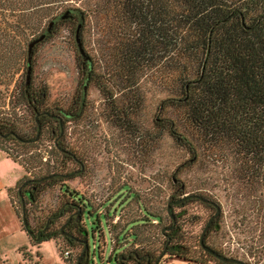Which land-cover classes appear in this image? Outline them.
<instances>
[{"label":"rangeland","instance_id":"374dc122","mask_svg":"<svg viewBox=\"0 0 264 264\" xmlns=\"http://www.w3.org/2000/svg\"><path fill=\"white\" fill-rule=\"evenodd\" d=\"M107 3L108 0H67L64 5L83 11L78 37L84 55L74 39L77 18L59 21L33 47L30 90L45 91L39 109L60 108L75 113L79 99L83 102L78 115L64 117L62 124L60 145L76 161L53 147L50 126L55 122L43 120L45 126L31 144L0 138V264L74 263L79 246L67 244L61 235L33 243L21 227L22 203L29 225L37 227L57 208L63 196L59 187L62 184L89 203L83 205L82 212L87 264H100V259L105 260L110 254L107 225L113 226L112 234L122 230L127 233L118 235L109 258L111 263H115L116 253L135 245L151 249L157 258L165 257L163 245L169 225L166 202L173 199L171 195L179 186L183 187L182 194L198 193L219 205L217 223L206 238L215 251L245 264H264V172L256 177L246 176L232 139L225 134L208 136L193 128L183 118L181 106L159 108L162 99L181 94L179 83H174L161 65L141 67L132 89L128 86L114 65L115 31ZM87 56L93 79L86 82ZM186 59L187 77H194L197 63L191 57ZM24 71L25 66L16 76L17 82H23ZM13 84L8 85L5 76L0 75V99H5L0 115L14 112L19 135L32 137L35 130L29 109L21 103L11 108ZM83 85L85 94L81 95ZM108 90L115 99L105 98L103 92ZM124 106L129 107L127 115L120 114ZM112 107L118 109L119 115L111 113ZM164 118L177 124L181 135L194 147L195 155L179 145L166 129L157 130L156 122ZM58 168L73 176L44 186L33 201L28 196L20 200L19 191L26 188L27 179ZM169 209L177 219L176 251L200 264H220L200 251L197 244L213 207L191 197ZM117 212L120 216L114 223L112 215ZM152 214L159 215L160 221ZM133 231L135 239L129 233ZM64 249L70 250L68 258L63 256ZM171 259L182 262L176 257Z\"/></svg>","mask_w":264,"mask_h":264},{"label":"trees","instance_id":"16d2710c","mask_svg":"<svg viewBox=\"0 0 264 264\" xmlns=\"http://www.w3.org/2000/svg\"><path fill=\"white\" fill-rule=\"evenodd\" d=\"M66 2L67 0H0V75L5 76L8 85L10 82L14 83L11 108L14 104L21 103L31 112L35 130L32 137L36 135L37 122L42 127L43 122L48 120L45 115H42L43 118L35 116L43 110L39 109L38 104L44 98L45 91L30 90L31 53L34 45L44 39L59 21L77 18L75 27L78 23L82 24V9L64 6ZM108 2L115 31L114 65L117 74L128 86L132 89L136 73L141 67L161 65L172 81L179 83L181 94L162 99L159 108L181 106L183 118L193 128L208 136L225 134L232 139L246 176L256 177L264 172V0ZM42 32L45 34L32 45L27 62V43ZM186 57H191L197 63L195 76L191 78L187 77L186 73ZM24 66V80L17 82L16 76L20 75L19 72ZM90 70L91 61L87 56L84 79H93ZM103 94L106 99H115L111 90ZM3 105L4 98L0 99V107ZM128 108L124 106L120 109V114L127 115ZM111 110L114 116L119 115L116 107ZM9 116L0 115V138H12L23 145L34 143L35 141L30 140L24 142L13 135H19L14 112ZM156 125L158 131L166 129L179 145L195 155L194 147L181 135L172 119L164 118L156 122ZM52 145L57 148L54 141ZM72 176L71 172L61 168L35 175L27 179L26 188L19 191L20 200L22 201V196H28L29 200L33 201L44 186L62 183V180ZM59 187L63 196L49 219L37 227H31L26 218V210L24 216L27 224L24 226L21 222V227L33 243L61 235L67 244L79 246L80 251L83 250L78 264H87L86 230L82 212L83 205L88 201L65 184ZM182 193L183 187H177L171 195L173 199L166 202L169 225L163 245L165 257L157 258L151 249L135 245L132 249L123 248L116 253L115 264H189L190 261L200 264L197 259L185 257L175 249L177 219L176 215L170 212L169 206L179 205L191 198L180 199L184 195ZM7 194L11 201L9 192ZM192 198L202 201L196 197ZM208 204L213 207L211 203ZM61 216L64 217L63 220L58 225L54 224ZM119 216L118 212L112 215L114 223ZM152 216L156 221H160L159 215ZM217 218L209 223L202 236L203 243L212 249L214 248L206 242V238L216 225ZM107 228L111 241V252L107 257L110 258L117 245L118 235L122 233L125 236L127 233L124 234L122 230L112 234L113 226L107 225ZM129 233L135 239L136 232ZM133 244H137V241L135 243L133 240ZM197 244L200 251L215 260L214 263L239 264L219 259L203 249L199 243V235ZM79 253H76L74 263ZM173 257L181 259L182 262L172 261Z\"/></svg>","mask_w":264,"mask_h":264},{"label":"water","instance_id":"95a60500","mask_svg":"<svg viewBox=\"0 0 264 264\" xmlns=\"http://www.w3.org/2000/svg\"><path fill=\"white\" fill-rule=\"evenodd\" d=\"M62 15H60L61 17ZM51 24V21L49 22V25ZM80 26V23H78L75 27V30H74V39H75V42H76V46H77V49L79 50V52L81 53V55H84V51L82 49V46H81V43L79 41V37H78V28ZM45 32H42L40 35H38L36 38H33L32 40H30L28 43H27V62H29V58H30V51H31V47L32 45L37 42L38 40H40L43 36H44ZM207 53V51H206ZM206 55V54H205ZM29 67V65H28ZM29 70V68H28ZM38 129H39V123L37 122V132H36V135L32 138H21L20 136H18L16 133H13V135L20 139V140H23V141H28V140H31V139H35L37 137V134H38ZM3 135H6V134H3ZM187 197H196L204 202H208V203H211L212 205H214L215 207V211L207 218L206 222L204 223L201 231H200V234H199V243L201 245V247L203 249H205L206 251L210 252L211 254H213L214 256H216L217 258L219 259H222V260H226V261H233V262H236V263H239V264H245L243 261L239 260V259H236V258H233V257H228V256H224V255H221L220 253H218L217 251H215L214 249L210 248L208 245L204 244L203 241H202V236H203V233L204 231L207 229L209 223L211 222L212 218L214 216H216L219 212V205L214 202L213 200L207 198V197H204L198 193H188V194H184L182 197H180V199H184V198H187ZM22 203V202H21ZM170 217L173 218V215L170 214ZM21 222L22 224L25 226L27 224V221H26V218L24 216V206H23V203H22V208H21ZM84 248H86V244H84ZM83 253V250L80 251L79 255L77 256L76 258V261L74 264H78V261L81 257Z\"/></svg>","mask_w":264,"mask_h":264},{"label":"flooded vegetation","instance_id":"af4514ba","mask_svg":"<svg viewBox=\"0 0 264 264\" xmlns=\"http://www.w3.org/2000/svg\"><path fill=\"white\" fill-rule=\"evenodd\" d=\"M85 81L87 82L88 80L85 79ZM82 94H85V85H83V87H82L81 95ZM82 108H83V102H81L79 99L78 104H77V110L75 111V113L70 112L71 110L69 112H67V111H64V110L58 108V109L52 110V111L47 110V109H43V110L37 112V114L35 115V116H41V117H42V115H45V117H47L48 121L55 122V125L50 126V134L53 135V139H54L53 141L55 142L57 148H59L61 151L68 153L74 161H76V158L74 157V155L72 153H70L68 150L61 147V145H60L61 135H62V124H63L64 117L76 116V115H78L79 111H81ZM43 125L45 126L44 123H43ZM40 129H41V126L39 125L38 134H37L36 139L38 138ZM30 141H35V139L30 140ZM81 169H82V164H80L79 170H81ZM213 207H214V205H213ZM214 211H215V207H214ZM218 214H219V212H218ZM218 214L216 216H214L212 218V220L215 217H218Z\"/></svg>","mask_w":264,"mask_h":264},{"label":"built area","instance_id":"2783aa9c","mask_svg":"<svg viewBox=\"0 0 264 264\" xmlns=\"http://www.w3.org/2000/svg\"><path fill=\"white\" fill-rule=\"evenodd\" d=\"M62 253H63V256H64L65 258H68V257L70 256V250H69V249H64V250L62 251ZM94 264H96V263H94ZM100 264H115V263H111V262L109 261V258L107 257V259H105V260L100 259Z\"/></svg>","mask_w":264,"mask_h":264}]
</instances>
